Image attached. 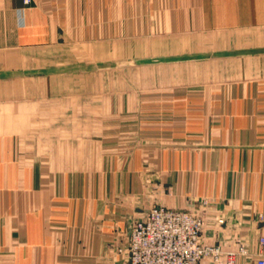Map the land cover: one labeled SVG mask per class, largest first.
<instances>
[{
  "label": "crops",
  "instance_id": "crops-1",
  "mask_svg": "<svg viewBox=\"0 0 264 264\" xmlns=\"http://www.w3.org/2000/svg\"><path fill=\"white\" fill-rule=\"evenodd\" d=\"M132 66L152 85L122 94L119 138L60 158L14 136L17 81ZM0 99V264H129L135 221L203 200L206 243L264 260V0H0ZM89 120L60 128L114 127Z\"/></svg>",
  "mask_w": 264,
  "mask_h": 264
},
{
  "label": "rangeland",
  "instance_id": "rangeland-1",
  "mask_svg": "<svg viewBox=\"0 0 264 264\" xmlns=\"http://www.w3.org/2000/svg\"><path fill=\"white\" fill-rule=\"evenodd\" d=\"M113 47L122 46L123 41H112ZM83 55L82 61H96L95 51L89 48L77 50ZM34 58L36 55L55 56V51H31ZM112 58H123V55H113ZM153 67H127L113 69L111 71L93 73L92 76H66L63 78H33L15 83V105L16 126L19 127L13 131L18 139L32 140V149L37 151L47 150L48 156L58 154L61 158L60 150L68 146L71 150L72 142L75 143L76 150L82 148L78 144L87 143L91 138H119L121 131L114 124L124 114H119L120 107L123 105V93L135 94L136 87L140 85L141 89L146 91L152 85L151 81L138 80L139 71L143 69L150 70ZM214 72V68H209V73ZM96 75V76H95ZM2 84V83H1ZM2 85H6L2 84ZM20 85V86H19ZM1 90L7 95L8 87L3 86ZM11 90V89H10ZM11 94V92H10ZM11 100V99H10ZM7 102L8 99H0V102ZM70 101L75 106V113H72V107L67 106L64 102ZM129 107L134 106L135 99L129 98ZM30 106L31 111L24 112V106ZM132 107L128 108L129 110ZM135 109V108H134ZM77 110L78 113L76 112ZM90 111V113L88 112ZM111 111V112H110ZM95 112V114H93ZM103 121V118L109 119L111 129H91V130H71L62 129L60 126L70 125L71 122L77 121ZM135 120V115L128 114L129 126ZM109 125V123L107 124ZM126 132V131H123ZM130 136L135 130L127 131ZM108 134L111 137H108ZM80 141V143H79ZM84 141V142H83ZM67 143V144H64ZM74 148V145H73ZM58 152L54 153V150Z\"/></svg>",
  "mask_w": 264,
  "mask_h": 264
},
{
  "label": "built area",
  "instance_id": "built-area-1",
  "mask_svg": "<svg viewBox=\"0 0 264 264\" xmlns=\"http://www.w3.org/2000/svg\"><path fill=\"white\" fill-rule=\"evenodd\" d=\"M30 3L31 0H25ZM207 200L199 208L172 209L157 205L133 224L128 245L129 264H235L248 254L240 245L235 251L205 242ZM220 223L224 219L219 220ZM264 244V237L260 238ZM264 264V260H259Z\"/></svg>",
  "mask_w": 264,
  "mask_h": 264
}]
</instances>
